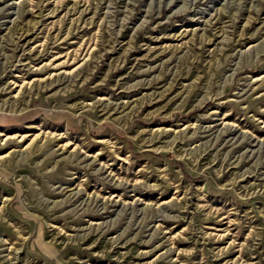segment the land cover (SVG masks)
<instances>
[{
	"label": "rangeland",
	"instance_id": "obj_1",
	"mask_svg": "<svg viewBox=\"0 0 264 264\" xmlns=\"http://www.w3.org/2000/svg\"><path fill=\"white\" fill-rule=\"evenodd\" d=\"M0 133V264H264V0H0Z\"/></svg>",
	"mask_w": 264,
	"mask_h": 264
},
{
	"label": "bare ground",
	"instance_id": "obj_2",
	"mask_svg": "<svg viewBox=\"0 0 264 264\" xmlns=\"http://www.w3.org/2000/svg\"><path fill=\"white\" fill-rule=\"evenodd\" d=\"M0 134H3V133H0ZM12 137H14V136H8V138H12Z\"/></svg>",
	"mask_w": 264,
	"mask_h": 264
}]
</instances>
